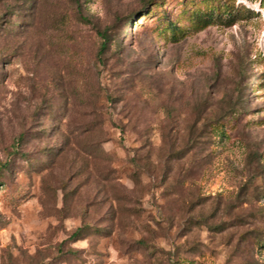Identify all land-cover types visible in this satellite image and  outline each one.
Segmentation results:
<instances>
[{
  "label": "rangeland",
  "instance_id": "rangeland-1",
  "mask_svg": "<svg viewBox=\"0 0 264 264\" xmlns=\"http://www.w3.org/2000/svg\"><path fill=\"white\" fill-rule=\"evenodd\" d=\"M0 264H264V0H0Z\"/></svg>",
  "mask_w": 264,
  "mask_h": 264
},
{
  "label": "trees",
  "instance_id": "trees-1",
  "mask_svg": "<svg viewBox=\"0 0 264 264\" xmlns=\"http://www.w3.org/2000/svg\"><path fill=\"white\" fill-rule=\"evenodd\" d=\"M175 30V33L177 32V29L174 27L173 28ZM101 37H102V40H103V43L101 45V48H100V51H104L107 47H108V42H109V38L107 37L106 34L102 33L101 34ZM80 232V229H78L74 234L73 236L75 237L76 235H78Z\"/></svg>",
  "mask_w": 264,
  "mask_h": 264
}]
</instances>
